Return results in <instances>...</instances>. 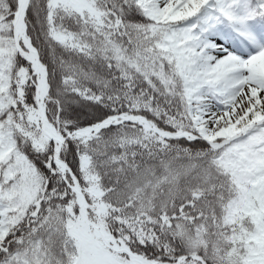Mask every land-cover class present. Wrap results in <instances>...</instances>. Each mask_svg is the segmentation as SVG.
I'll return each instance as SVG.
<instances>
[{"label":"snow or ice","instance_id":"snow-or-ice-1","mask_svg":"<svg viewBox=\"0 0 264 264\" xmlns=\"http://www.w3.org/2000/svg\"><path fill=\"white\" fill-rule=\"evenodd\" d=\"M0 264H264V0H0Z\"/></svg>","mask_w":264,"mask_h":264}]
</instances>
